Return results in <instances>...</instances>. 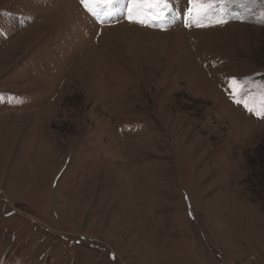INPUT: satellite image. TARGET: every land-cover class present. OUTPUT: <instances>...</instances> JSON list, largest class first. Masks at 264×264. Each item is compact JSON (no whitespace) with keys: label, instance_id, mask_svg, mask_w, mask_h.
<instances>
[{"label":"rangeland","instance_id":"obj_1","mask_svg":"<svg viewBox=\"0 0 264 264\" xmlns=\"http://www.w3.org/2000/svg\"><path fill=\"white\" fill-rule=\"evenodd\" d=\"M90 6L0 0V264H264V0Z\"/></svg>","mask_w":264,"mask_h":264},{"label":"snow or ice","instance_id":"obj_2","mask_svg":"<svg viewBox=\"0 0 264 264\" xmlns=\"http://www.w3.org/2000/svg\"><path fill=\"white\" fill-rule=\"evenodd\" d=\"M82 8L90 14L93 18H97L100 12L97 8L91 7L92 4H103L106 8L111 9L114 5L119 3V0H79ZM225 0H188V15L195 19V26L203 27L206 26L202 21L209 16V9L212 5L223 4ZM127 11L129 22L139 23L145 26V21L148 20L151 23H155L159 20L166 18L167 12L169 11L170 0H127ZM133 6H136L135 8ZM138 14L134 17L133 12ZM226 21L221 17L214 21L215 24L219 25ZM188 26V25H186ZM231 86V85H230ZM239 103V101H235ZM248 111H252L245 105Z\"/></svg>","mask_w":264,"mask_h":264}]
</instances>
